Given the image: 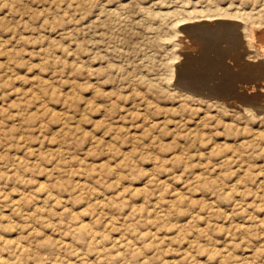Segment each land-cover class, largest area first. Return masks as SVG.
<instances>
[{"label": "rangeland", "instance_id": "rangeland-1", "mask_svg": "<svg viewBox=\"0 0 264 264\" xmlns=\"http://www.w3.org/2000/svg\"><path fill=\"white\" fill-rule=\"evenodd\" d=\"M263 78L264 0H0V264H264Z\"/></svg>", "mask_w": 264, "mask_h": 264}, {"label": "bare ground", "instance_id": "bare-ground-1", "mask_svg": "<svg viewBox=\"0 0 264 264\" xmlns=\"http://www.w3.org/2000/svg\"><path fill=\"white\" fill-rule=\"evenodd\" d=\"M256 36V35H255ZM252 62V61H251ZM260 81H264V78L263 79H260ZM258 84V83H257ZM257 88H261V86L259 85V86H252V85H244V86H242V88H240L241 89V93H242V95L243 96H245V97H248V98H253V100H254V98H261L262 97V94L260 93V92H256L255 94H253L254 93V91L257 89ZM261 90V89H260ZM249 92H251L252 93V95H250L251 93H249ZM242 95H240V96H242ZM215 96V95H214ZM236 98V97H235ZM240 98V97H239ZM237 99V98H236ZM241 99H243V98H241ZM238 100V99H237ZM250 100V99H249ZM244 101V100H243ZM248 101V100H247ZM235 102V101H234ZM238 102V101H237ZM240 102V101H239ZM245 102V101H244ZM250 102V101H249ZM249 102H247L248 104H249ZM243 103V102H242ZM225 105V104H224ZM227 105V104H226ZM234 105V104H233ZM241 105V104H240ZM244 105V104H243ZM237 106V105H236ZM246 106H247V104H246ZM235 107V106H234ZM238 107V106H237ZM240 108V107H239Z\"/></svg>", "mask_w": 264, "mask_h": 264}]
</instances>
